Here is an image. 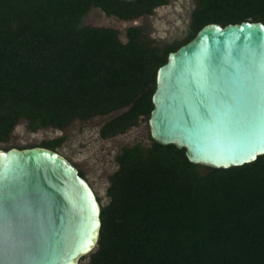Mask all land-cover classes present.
I'll return each mask as SVG.
<instances>
[{"label": "trees", "instance_id": "trees-1", "mask_svg": "<svg viewBox=\"0 0 264 264\" xmlns=\"http://www.w3.org/2000/svg\"><path fill=\"white\" fill-rule=\"evenodd\" d=\"M167 3L0 0V143L23 120L32 132L63 130L126 109L99 129L101 139L123 134L149 118L157 69L201 27L264 24V0H195L186 35L162 47L142 27L122 43L115 29L80 26L91 8L129 21ZM62 140L38 147L56 151ZM116 162L88 264H264V155L213 169L150 139Z\"/></svg>", "mask_w": 264, "mask_h": 264}, {"label": "water", "instance_id": "water-1", "mask_svg": "<svg viewBox=\"0 0 264 264\" xmlns=\"http://www.w3.org/2000/svg\"><path fill=\"white\" fill-rule=\"evenodd\" d=\"M250 72L264 82L262 22L201 27L156 71L150 139L183 149L188 162L202 167L256 161L264 152L250 147L242 114L228 111L233 79L247 84ZM99 216L93 190L59 153L38 146L0 149V229L8 248L0 264H78L96 246Z\"/></svg>", "mask_w": 264, "mask_h": 264}, {"label": "rangeland", "instance_id": "rangeland-1", "mask_svg": "<svg viewBox=\"0 0 264 264\" xmlns=\"http://www.w3.org/2000/svg\"><path fill=\"white\" fill-rule=\"evenodd\" d=\"M195 5V0H168L167 4L155 8L152 15L130 21L106 16L99 9L91 8L82 18L80 26L115 29L122 43L127 42V29L142 27L154 44L162 47L186 35ZM125 110L120 109L86 121L77 119L63 130L40 128L32 132L28 129V123L23 120L14 127L9 140L0 143V149L39 146L42 142L63 138L56 152L78 172H82L101 207L109 201L106 195L109 177L118 168L116 157L121 149L135 144L148 146L150 143L147 120L142 118L136 126L127 129L123 134L109 139L99 137L100 127ZM78 264H88V255L79 259Z\"/></svg>", "mask_w": 264, "mask_h": 264}, {"label": "snow or ice", "instance_id": "snow-or-ice-1", "mask_svg": "<svg viewBox=\"0 0 264 264\" xmlns=\"http://www.w3.org/2000/svg\"><path fill=\"white\" fill-rule=\"evenodd\" d=\"M247 80L248 83L245 84L239 76L233 79L232 83L236 92L231 97L232 102L228 111L233 114H242L250 147L255 151L256 146L259 145V150L264 152V82L261 77L251 72ZM253 151H249L248 155L255 159ZM6 245L7 238L0 229V253H7ZM90 246L91 241H89L87 250H90Z\"/></svg>", "mask_w": 264, "mask_h": 264}, {"label": "flooded vegetation", "instance_id": "flooded-vegetation-1", "mask_svg": "<svg viewBox=\"0 0 264 264\" xmlns=\"http://www.w3.org/2000/svg\"><path fill=\"white\" fill-rule=\"evenodd\" d=\"M130 21V20H129Z\"/></svg>", "mask_w": 264, "mask_h": 264}]
</instances>
